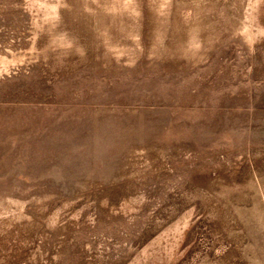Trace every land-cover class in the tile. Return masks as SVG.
Returning a JSON list of instances; mask_svg holds the SVG:
<instances>
[{
	"label": "rangeland",
	"instance_id": "obj_1",
	"mask_svg": "<svg viewBox=\"0 0 264 264\" xmlns=\"http://www.w3.org/2000/svg\"><path fill=\"white\" fill-rule=\"evenodd\" d=\"M0 264H264V0H0Z\"/></svg>",
	"mask_w": 264,
	"mask_h": 264
}]
</instances>
